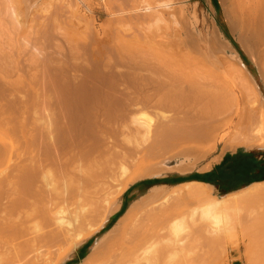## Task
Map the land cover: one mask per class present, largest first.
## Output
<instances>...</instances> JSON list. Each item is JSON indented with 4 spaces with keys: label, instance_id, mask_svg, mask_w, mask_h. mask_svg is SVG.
I'll list each match as a JSON object with an SVG mask.
<instances>
[{
    "label": "bare ground",
    "instance_id": "6f19581e",
    "mask_svg": "<svg viewBox=\"0 0 264 264\" xmlns=\"http://www.w3.org/2000/svg\"><path fill=\"white\" fill-rule=\"evenodd\" d=\"M113 4L111 10L116 8L119 11L113 15L118 30L115 34L117 41L109 49L103 51L96 48L94 41L85 37L79 47L69 45L72 48L70 54H67L68 57L65 54L70 61L68 65L61 54L63 48L59 47V41L62 42L66 36L58 35L59 39L64 37L59 40L57 34L51 32L59 43L55 42V47L61 48L57 56L63 59H52V64L47 60L51 66L45 65L43 57L40 60L44 67H51L53 71L50 73L46 70L44 73L43 64L39 59L33 60L36 56L31 52L34 56L30 55L33 61L29 63L35 66L33 69L39 76L36 78L35 75L36 79L32 77L33 81L30 77L31 81L28 80L26 84L7 82L4 84L5 91H0V100L5 101L4 104L0 102L1 128H9L13 120L26 116L23 119L25 123H17L19 127L23 124L19 130L21 138L17 136L18 133L13 134L16 138H10L6 130L0 135V165L8 163L12 167L10 173L0 177V264L64 263L74 249L84 246L87 238L102 229L120 211L121 198L130 185L151 174L153 170L145 168L136 155L143 147L141 145L151 139L145 150L162 147L165 151H171L172 159L178 162L172 164L167 160L164 164L177 165L175 168L181 173L192 170L206 152L213 150L219 139L223 138V129H231L232 132L243 127L257 128V134L252 131L248 134L244 132L245 135L243 131L227 132L224 150L235 148L237 144L247 149H264V107L261 102L254 120L246 115L235 124L232 121H218L216 112L221 103L218 102L216 85L203 83L202 88L198 83L202 80L201 76L191 77L184 67L183 70L172 68L167 52L158 50L156 54H151L146 47L148 34L164 23L161 16L150 6H138L137 0H121ZM230 4L228 17L239 32L243 48L251 57L256 55L264 60V0H230ZM168 7V4L164 5V8ZM16 10L13 0H0V24H3L0 40L6 35L5 38H11V33L6 34L11 31L9 25L14 27L13 36L19 32L18 28L21 29L19 26L25 18ZM52 22L53 29L59 27L57 20L47 24ZM43 23L45 31L40 24L41 31L49 32L48 28L45 29L48 25ZM38 31L37 39L41 41L43 38H40ZM217 34L213 31L209 38L207 36L209 45L212 44L210 42L216 43L215 48L217 46L222 53L229 50L228 43ZM33 35L37 36L35 33ZM28 39L31 41L32 37ZM17 43L20 46L16 45L15 51L6 50L8 45L4 48L6 43H0V74L3 70L11 72L12 68L19 67L20 60L15 55L21 58L25 56L24 52L31 51H25L30 48L29 41L24 47L19 41ZM39 48V55H44L43 47ZM55 52L53 54L56 55ZM12 53L15 55L12 56ZM13 59H16L14 63ZM229 59L245 70L236 55H231ZM39 65L42 67L39 68ZM4 66L9 68L5 70ZM28 83L31 87L26 89L29 96L25 103L18 101L20 98L14 100V95L20 94ZM251 83L252 92H257L256 84ZM26 114L31 117L30 127L26 126ZM152 117L155 118L154 124ZM12 124L16 125L14 121ZM24 124L27 131L23 128ZM153 140L156 142L152 143ZM204 144H208L209 150ZM97 187L98 190L94 192ZM184 187L188 196L207 202L206 207L201 209V219L204 216L215 225H218L221 217L236 212L244 204L264 200V182L214 201L211 200V187L208 185L190 182ZM160 191L154 187L146 197L129 205L81 264H172L173 259L164 257L166 253H172V249L184 253L186 245L173 236L178 235V225L170 228L167 224L171 219L164 211L158 210ZM87 206H91V212ZM90 213L95 216L90 217ZM65 217H71L72 222L65 220ZM94 220L100 223L95 222L97 228L91 223ZM51 225L55 227L54 230ZM44 226L51 229L43 232L46 229ZM63 244L67 250L55 262L51 261V253Z\"/></svg>",
    "mask_w": 264,
    "mask_h": 264
},
{
    "label": "rangeland",
    "instance_id": "374dc122",
    "mask_svg": "<svg viewBox=\"0 0 264 264\" xmlns=\"http://www.w3.org/2000/svg\"><path fill=\"white\" fill-rule=\"evenodd\" d=\"M120 1L13 0V5L17 8L16 11L22 18H25L23 19L25 20L24 23L21 22L24 29L22 28V25L19 26L21 27V29L18 28L19 30L17 29V31L21 32H16V36H13L15 35V32L13 34L12 29L14 27L11 26L12 24L9 25L11 23L9 21L10 23H8V25L9 30L11 29V31L6 28V31H9L6 32V34L8 33L10 35L11 33V38H5L8 36L6 35L3 40H0V43H6L5 45H3L4 48L6 45H8V49L6 50L10 51L13 49V51H15V48L20 46H18V41L22 47H24V45H27V41H29L28 46L30 48H27L25 51H31L29 52L30 54L28 52H24L25 56L22 55L21 58L20 56L17 57L14 53H12V56L15 55L14 57L19 59L21 62L18 61L19 67L16 66V69H13L11 66V72L9 70H3L6 65L2 69L4 72L1 70L0 91H5L4 84H7V82L16 83L20 81V83H27L28 80L31 81L32 77L35 78V75H37L36 70L33 69V67L35 68V66L29 63V61L31 62L33 60L39 59L40 64H43V70L45 71L44 73H46V70H49V72L51 73L53 71L50 67L52 64L51 61L52 59L54 60L58 57L57 54L60 52L59 49L61 48H63L61 49L62 57L65 58V61H63L69 65L70 61L69 59H66L65 56L67 54L69 55L71 49L75 47L73 44L78 45L79 47V45H81L80 42L83 43L84 41L82 42V40L85 37L89 38L90 41H94V46L96 48H100L103 51L109 49L110 46L114 45L117 41L115 34H117L118 26L115 23L113 15L119 13L116 8L113 10H111V8L114 5L113 3H118ZM137 2L138 6H150L157 13V15H160L164 20V23L161 24L158 30H152L147 36L146 47L150 49L151 54H156V51L158 52V50L165 51L168 53L169 62L172 68L183 70L184 67L185 71L189 73L191 77L201 76L202 80H200L198 83L202 85V88L203 83L205 85H216L219 92L218 102L221 103V107L216 112L218 121H223V123L232 121V124H235L238 122V120L239 122H241L240 119H243L246 115L247 118H253L252 120L256 118L255 112L256 110H258L257 108L259 107L260 102L264 107V60L261 59L260 56L256 55L255 57H251L239 41V32L236 27L233 26V22H231L228 17V13H230L231 10V8L229 7L231 6L230 0H137ZM165 4H168L169 7L164 8ZM125 10L126 9L124 8L123 11ZM53 20H57L59 25L58 28L57 26L54 28L55 30L52 27L53 22L52 24L48 25L49 22ZM43 22H46V24L48 23V26H46L45 29L48 28L50 33L48 32V30L46 33L44 32L45 26L43 25L45 23ZM40 24H42L41 26H43L42 29L44 31H41ZM2 26L3 24H0V28H3ZM39 27L40 31H38ZM50 27L52 28V30ZM37 31L40 33L41 39L46 38V36L53 32V34H57V37L58 35H65L68 39L70 38L71 40H68L65 37V41V38L61 36L62 38H60H64V40H62V42L59 41V43L61 44L60 45L57 42L58 40L54 39L57 37L55 35L52 36L51 34L48 36V39H42L41 41L43 42H41L40 40H38L39 34L37 33ZM213 31L215 33H218L217 35L220 36L222 41L228 43L229 50L224 51V55L221 51L218 50L217 46L216 50L214 46L216 43L210 42L212 43L210 45L208 43L210 33H213ZM34 33L38 35L34 37ZM51 36L52 38L50 40L49 37ZM29 37H32L31 41L30 39H28ZM23 38H25L24 40H28L24 41ZM49 40L51 42H49ZM52 40L55 41L53 42ZM38 41L40 42L38 43ZM45 41L48 45L45 44ZM55 42H57L59 44V47L61 48L57 49L55 47V45H57ZM42 43H44V45ZM207 44L208 46H206ZM69 45H71V47H74L71 48ZM211 45L213 47H211ZM40 46L43 47V53H41L44 54L41 56L38 52L40 50ZM134 46L139 49H143L137 45ZM68 47H70V49H68ZM78 47L76 46V48ZM55 48L57 49V52H55ZM208 48L214 52H210ZM66 50L69 52L67 53ZM31 52H34L33 54H35L36 56L33 60H31V56L33 57L34 55H31ZM54 52L56 53V55L53 54ZM210 53L211 55L213 53V55L211 56ZM231 55H236L238 59L243 63V65L245 66V72L234 61H231V59H229ZM60 57H58L59 60ZM62 57L61 59H63ZM41 58L42 61L44 60L43 62L45 63V65H50L48 67H50L51 71L49 68L47 69V66L44 67L45 65L40 60ZM58 58L56 61H58ZM215 58H217V61L214 60ZM14 61H16V59H13V63ZM184 63L186 66H184ZM41 67L42 66H40L39 68ZM228 67H231V70H229ZM8 68L9 67H6L5 70ZM236 68L239 70V72ZM17 69H19L18 72L15 71ZM14 71L16 72V74ZM32 71L34 72V75L32 74ZM235 73L238 74V76H236ZM243 73H245V76H243ZM38 76L39 75H37L36 78ZM30 77L31 79H29ZM33 80L34 79H32V81ZM250 80L251 82L253 81L256 84L257 92L255 93L251 90L252 83L250 82ZM64 81L65 80H63V82ZM25 86H27L28 88H25ZM25 86H23L24 90L21 89V93L15 94V99L13 98L14 100L22 98V100H18L22 104H24V101L28 99L27 96H29V93L27 94V92L29 91L27 90L30 89L29 87H31L29 83ZM75 87L77 88V86ZM13 99H11V101H13ZM0 102L1 104L5 103V101L2 100H0ZM218 117L221 118V120ZM24 118H26V116L19 117L17 118L18 120H13L14 124L16 125L13 126L12 121V128L10 125L8 126L10 129H14L13 131L15 132L9 130V128L5 129V127L2 125L3 127H0V129H2V131L0 130V135L3 130H6V133H8L10 138H16V136L13 135L14 133H18L17 136H19V130L22 129L21 127L23 124L21 125V127H19L17 126V123L18 125L21 123H25L23 120ZM30 118L31 117L27 115V127H30ZM154 122L155 118L152 117V124H154ZM26 126L24 124L23 128H25ZM16 130H18V132ZM24 130L27 131L28 129L25 128ZM24 130H22V133H25ZM239 130L240 129L235 131H243L242 133L246 132L248 134L251 131L252 133H255L257 131V128L246 129L243 127L242 130ZM8 131L13 133L11 134ZM223 131L224 132H221L223 141H221L222 139L220 138L219 142L216 144L213 150H209L210 147H207L208 144H204L203 146H205V148L207 147L206 149H208L209 151L207 150L208 152H206V149H204L203 151L206 152L205 157L200 160L192 170L185 173H181L180 171H178L175 168L177 165L167 166L164 164V162H166L167 160L169 162L172 161V164L178 162L177 160L172 159L173 153L171 151H165L162 147L153 151H146V145H148L152 139L147 143L141 145L143 147H140V150L137 152V159L139 156L142 160L141 162L143 163V166H145V168H151V170L153 171L151 172V174H148L140 181H136V183L130 185L129 189L124 193V197L121 198L122 207L120 211L113 215L102 229H100L98 232H95L94 235L91 234L92 236L89 237V239L87 238L86 240V245L84 244V246L74 249L72 252L73 254H71L69 258L62 264H81L89 254L90 250H92L96 242L100 240V238L105 234H107L116 224V222L122 217L128 206L136 201H139L141 198L146 197L154 187H158L161 190L159 192V194L161 195V201L157 204V207L159 208L158 210L164 211V214L167 215L169 219H171H168L169 224H167L170 228L175 224L178 225V235L176 233V235L173 236L179 243L181 242L184 244V246L186 245L184 247V253H182V251L180 252L178 249H172V253L169 251L164 255V257H167V259L168 257L171 258V260L173 259L171 262L172 264H232L233 258L238 259L237 264H264V200L255 204H244L242 207H239L236 212L232 214L229 213L228 215H224L223 217H221L219 219L220 222L218 223V225H215L212 223V221L207 220L204 216L203 219H201V209L202 207H206L207 202L205 200L201 202V200H199L198 198L188 196L187 189H185L184 187V184L190 182L202 183L204 185L211 186L212 201L223 198L231 193H225L223 189L213 187L212 185H210L209 181L202 182L191 178L204 177L208 179L211 168L216 163H218L221 157L226 153H232L238 150L256 152L263 149L255 147L248 150L242 144H237L235 148H233V146L232 149H230L231 147L227 146L228 148L224 150L225 143L227 141V134L233 133L235 131L231 132V129H223ZM255 134H257V132ZM155 142L156 141L154 140L152 141V143ZM230 146H232V144H230ZM10 167L11 165L8 163H2L0 165V177L6 173H10ZM165 180H170V182L165 183ZM96 190H98V187L94 189V192H96ZM87 207H85V210H87ZM90 208L88 207L89 212L92 211V209L90 211ZM93 215L91 214L90 217H92ZM90 217L89 219L91 220L92 218ZM65 218V220L72 222L71 217V219L69 218L70 220L68 219V217ZM89 221L86 222L90 223ZM95 222L97 221H91V223L95 224L97 228V224L99 222H97V224ZM87 223L85 224L87 225ZM91 223L89 225H92ZM167 225V230H170ZM93 226L94 225H92V227ZM45 228L47 229L48 227ZM51 228L52 230L55 229V227L53 226ZM51 228H48L47 230L43 229V232L48 231ZM83 230L85 229L83 228ZM167 230H165V232H168ZM63 245L64 246H62L61 248H57L56 250H54V252L51 253V261L55 262L60 254L63 253V251L67 250V246H65V244ZM181 253L183 254V256L181 255ZM181 257H184L185 260ZM42 264H48V262Z\"/></svg>",
    "mask_w": 264,
    "mask_h": 264
},
{
    "label": "crops",
    "instance_id": "0c3cea01",
    "mask_svg": "<svg viewBox=\"0 0 264 264\" xmlns=\"http://www.w3.org/2000/svg\"><path fill=\"white\" fill-rule=\"evenodd\" d=\"M209 173L210 185L223 189L225 193H235L262 183L264 182V149L256 152L238 150L226 153ZM237 262L238 259L233 258L232 264Z\"/></svg>",
    "mask_w": 264,
    "mask_h": 264
},
{
    "label": "trees",
    "instance_id": "16d2710c",
    "mask_svg": "<svg viewBox=\"0 0 264 264\" xmlns=\"http://www.w3.org/2000/svg\"><path fill=\"white\" fill-rule=\"evenodd\" d=\"M191 179L198 180V181H202V182H206V181H208V179H207V178H204V177H192ZM180 181H181V180H180ZM164 182H165V183H166V182L169 183L170 180H165Z\"/></svg>",
    "mask_w": 264,
    "mask_h": 264
}]
</instances>
